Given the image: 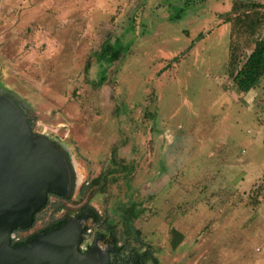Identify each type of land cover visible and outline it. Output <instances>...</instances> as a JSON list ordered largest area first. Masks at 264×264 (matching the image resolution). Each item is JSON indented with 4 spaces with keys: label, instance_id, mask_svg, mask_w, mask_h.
I'll return each instance as SVG.
<instances>
[{
    "label": "rangeland",
    "instance_id": "374dc122",
    "mask_svg": "<svg viewBox=\"0 0 264 264\" xmlns=\"http://www.w3.org/2000/svg\"><path fill=\"white\" fill-rule=\"evenodd\" d=\"M235 4L264 12V0H0V83L33 133L67 146L80 186L109 180L50 197L21 238L88 201L122 244L132 205L128 241L159 264H264V76L243 94L227 71L264 24L238 32ZM84 225L91 243L102 229Z\"/></svg>",
    "mask_w": 264,
    "mask_h": 264
},
{
    "label": "water",
    "instance_id": "95a60500",
    "mask_svg": "<svg viewBox=\"0 0 264 264\" xmlns=\"http://www.w3.org/2000/svg\"><path fill=\"white\" fill-rule=\"evenodd\" d=\"M17 102L0 93V264H110L108 246L97 239L81 252L83 215L60 227L11 246L15 230L33 226V215L46 205L47 195L68 197L71 174L53 141L33 133Z\"/></svg>",
    "mask_w": 264,
    "mask_h": 264
},
{
    "label": "trees",
    "instance_id": "16d2710c",
    "mask_svg": "<svg viewBox=\"0 0 264 264\" xmlns=\"http://www.w3.org/2000/svg\"><path fill=\"white\" fill-rule=\"evenodd\" d=\"M260 8L261 5L259 4H235L229 14L236 12H238V14L232 16V18L228 17L226 21L231 22L234 29L241 34L253 37L256 31L264 24V12H260ZM108 55L105 56L112 61L118 58L116 52H111ZM227 71L232 83L240 92L247 94L249 91L253 90L257 82L264 76V38L255 40L252 49L242 59L238 56L234 48H232L229 54ZM28 124L32 129L33 121L31 119H28ZM108 182L109 180L107 177L99 176L93 179L89 184L83 185L79 199H82L84 194L92 188L103 191ZM50 197H55L63 201H69L71 198V196L61 198L56 195L48 194L46 205L40 208L32 217L33 226L37 221V215L49 205ZM124 209H127V211H124ZM62 210H64V206L60 204L54 207L52 213L54 215ZM122 210V218L125 226L124 234L127 237V240L122 242V244L115 226L108 224L107 219L102 218L87 201L77 210L75 215L71 216L66 214L62 218L54 220L46 227L34 232V235L32 233L27 237L21 238L19 242L11 240V246L14 247L20 243L23 244L36 236V234L41 235L52 229L58 228L70 218L80 219L83 214H87L91 223L102 229L96 233V236L100 237L113 248V252L109 253L110 264H159L158 260L153 256L150 247L139 243L137 240H135L136 246L133 247L130 245L128 239H136L140 235L139 231L134 230L132 227V222L138 219L140 213L135 211L132 205ZM84 228L86 230V227ZM171 233L172 239L170 245L172 249H176L182 242L183 236L176 230H172Z\"/></svg>",
    "mask_w": 264,
    "mask_h": 264
},
{
    "label": "flooded vegetation",
    "instance_id": "af4514ba",
    "mask_svg": "<svg viewBox=\"0 0 264 264\" xmlns=\"http://www.w3.org/2000/svg\"><path fill=\"white\" fill-rule=\"evenodd\" d=\"M0 93L6 95L8 97H11L12 99H14L17 102V104L20 107H22L25 115L29 118V114H28L29 111H28V107L26 106V104L23 103L22 101H20L12 92L8 91L1 83H0ZM50 140L55 143V145L57 146V148L59 149V151L61 152V154L63 155L64 159L66 160V162H67V164L69 166V170H70V174H71V189H70V193H69L68 196L72 197V195H74V193H78V195H80L81 189L83 188L84 184L81 185V186L79 184V182L81 181L80 180L81 178H80V175L78 174V169L76 168V165L73 164L74 162H73L72 153L70 152V150L67 148V146L65 144H62V143H60V142H58L56 140H52V139H50ZM83 215L87 216V218H86L84 223L91 222L89 220L87 214H83ZM84 227H86V226L84 225ZM88 231L89 230L86 227L85 233L83 235L82 244H81L82 253H85V252L89 251L91 249V247L93 246L94 242L97 239H99L98 244H99L100 247L105 248V247L110 246L109 244L104 242L100 237H97L96 234H95L94 239H93V241L91 243L87 242L85 239H86V236L88 234ZM21 232H25V231H17V230H15V232H13L14 238L11 239V240H14L15 242L21 241V237L19 236V233H21ZM33 235H34V233H33ZM36 235H39V234H36ZM20 244H18V245H20ZM111 252H113V250L110 251L109 253H111Z\"/></svg>",
    "mask_w": 264,
    "mask_h": 264
}]
</instances>
